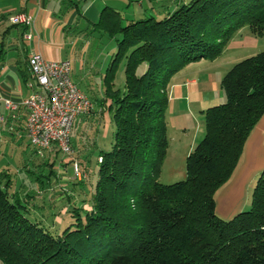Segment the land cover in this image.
<instances>
[{
    "label": "trees",
    "instance_id": "1",
    "mask_svg": "<svg viewBox=\"0 0 264 264\" xmlns=\"http://www.w3.org/2000/svg\"><path fill=\"white\" fill-rule=\"evenodd\" d=\"M157 10L161 15L133 20L104 7L92 25L115 45L96 103L112 120L113 137L108 149H95L96 179L78 178L73 164L68 176L65 165L71 189L59 200L38 204L35 188L48 192L58 180L52 167L56 147L54 157L45 160L50 153L37 154L27 141L39 160L32 165L41 168L40 173L24 169L23 157L19 181L0 167V264H264V170L249 206L232 217L216 213L214 197L264 115V51L223 75L224 100L202 112L204 135L186 156L185 178L158 181L168 146L170 76L188 63L218 57L244 24L253 34L264 33V0L164 1ZM119 60H124L122 90L115 88ZM81 152L80 170L93 175L89 152ZM55 223L60 227L53 228Z\"/></svg>",
    "mask_w": 264,
    "mask_h": 264
},
{
    "label": "crops",
    "instance_id": "2",
    "mask_svg": "<svg viewBox=\"0 0 264 264\" xmlns=\"http://www.w3.org/2000/svg\"><path fill=\"white\" fill-rule=\"evenodd\" d=\"M145 1L0 0V134H5L3 137L0 135V138L13 140L20 130L27 138L25 133L26 111L21 101L31 94L33 88V80L27 65V58L32 52H38L47 59H69L72 71H81L80 76L84 81L89 79V76L85 73V68L88 66L83 56L75 53H70L69 56L68 52L63 53L66 49L64 39L67 35L77 36L84 29L91 28L104 7L120 12L116 8L119 4L124 8L134 5L132 10L134 16L122 17L136 20L142 18L137 16L142 13L161 15L162 11L157 10V5L164 1L187 2L189 0H147L150 5L144 8ZM138 10L142 12L139 13ZM18 13L25 14L28 22L11 23L9 18ZM27 34L30 35L29 38L25 37ZM83 48L84 51L89 49L87 45ZM217 58H202L188 63L170 76L166 88L168 98L165 109L166 133L189 140L188 142L183 140L185 153H189L202 131L200 125V120L203 119L202 112L223 99L220 83L227 70L225 72L220 70ZM98 77L103 78L102 72L98 73ZM87 85L88 93H92ZM83 93L86 94V92ZM6 101L16 103L17 110L11 111ZM84 119L85 116H80L82 123ZM260 120L262 121L258 123L249 139V142L253 141L257 136V130H262L258 134L259 145L264 143V140H261V134L264 132V123H262L264 118ZM84 126L82 124V127ZM261 147L262 145L258 146L253 153L257 161L256 167L242 175L247 162L245 159L238 173L224 184L219 196L215 199V210L219 216L230 218L250 204L248 201L249 188L256 181L260 171L264 170V151H261ZM47 152L53 155L54 147Z\"/></svg>",
    "mask_w": 264,
    "mask_h": 264
},
{
    "label": "rangeland",
    "instance_id": "3",
    "mask_svg": "<svg viewBox=\"0 0 264 264\" xmlns=\"http://www.w3.org/2000/svg\"><path fill=\"white\" fill-rule=\"evenodd\" d=\"M150 5L149 1H145L144 8H148ZM100 7V5H99ZM116 8L119 9V12L121 16H134L132 11L134 9V5H131L129 8H124L123 5H118ZM141 13L142 11H139ZM137 13V14H139ZM138 18L142 17L144 18L147 16V13H142L137 15ZM97 21V19H96ZM95 23V22H94ZM66 49H64L63 53L66 52L69 53H75L76 55H82L83 58L86 61V65L88 67L85 68V73L89 76V79L82 80L81 79V71H72V79L74 82H76L79 86V88L82 90V92H86L88 94V98L93 103V109L89 115H86L84 119L85 126L83 129L79 131H76V127L78 126V123L80 122V117L76 119V123L74 126V135L73 137L77 142H75V145H72V151L68 154H65L63 152L57 151V155L55 157L50 154L49 156L44 157L45 160H49L51 158H55L56 160L53 163V168L56 169V173L58 174V180H55L52 184L54 186L50 187V189L47 191H43L39 188H35L37 191V195L35 197L36 203L38 204H44L46 200H59V195L63 193L66 189H71L69 183L65 182L67 180V177L65 176V165L67 166V172L69 173L68 176L72 175V164L76 163L79 169V172L81 175L78 176V178L86 177V179L92 178L93 180L96 179V167H95V159H96V153L95 149H97V146L99 145L103 149H108L112 142L113 137V122L108 117V113L101 109L96 105L97 99H100L103 97V79L98 77V73L102 72L104 74L105 67L109 63L112 53L115 51V45L113 39L111 40L110 36L103 33L102 31H98L96 29H84L81 34L79 35H72L69 34L64 39ZM89 48L88 51H84V46ZM70 48L72 50H70ZM264 51V33L261 35L253 34L249 26L247 24H244L240 26L231 36L230 40L226 42L223 50L221 51V54L217 58V64L220 66V70L222 72H225L228 70L234 63L257 54L258 52ZM88 83V85L86 84ZM86 85L90 87V90L92 93H88L86 89ZM115 88H118L119 90H122L124 88V60L117 61V71H116V79H115ZM223 91V90H222ZM224 95V91H223ZM224 100V96L222 101ZM104 107V106H103ZM97 109V110H95ZM264 118V115L261 116L260 119ZM258 120L255 126L252 128V130L249 133V136L247 137L242 154L240 157V160L238 164L236 165L233 173L229 177V179L225 182H229L231 178L238 173L239 169L242 168L241 165L246 159V166L245 170L242 175H245L249 170L254 169L257 165V161H255L253 153L256 151V148L260 145L261 151H264V143L258 144L260 137L258 134L260 132L257 130V136L254 138L253 141L249 142V139L251 135H253L255 129L258 126V123H260L262 120ZM264 123V122H262ZM201 127V133L197 139V141H194L195 143L192 145L190 150L194 148V146L198 143V141L203 137L204 135V124L203 119L200 120ZM199 126V124H198ZM262 127V126H261ZM260 127V128H261ZM259 128V129H260ZM2 137L5 135L4 133L0 134ZM77 136V137H76ZM262 139L264 140V132L261 134ZM16 139V140H15ZM22 139V141H21ZM183 140H186L188 142V139H183L181 136H175L173 134L167 135V141L168 146L165 153V156L161 162L160 165V172L158 176V181L162 184H170L179 180H183L186 175L185 170V162H186V156L187 153H185V147ZM94 141H97V144H92ZM30 147L27 146V138H25V135H23L20 132H18L17 137H14L13 140L6 139V138H0V167L4 169L5 171L10 172V177L13 180L19 181L23 179V169H22V158L27 157L28 163L24 169H29L33 171L34 173H40L41 166L34 167L39 161L35 158L33 154L30 152ZM91 153L89 150H91ZM77 150H81V153L89 152V156H91L92 164L94 166L93 175L89 174L87 171L88 169H85V171H81L79 168V154H77ZM189 150V151H190ZM247 151V152H246ZM54 154V153H53ZM100 159V158H99ZM31 164V165H30ZM33 164V165H32ZM84 165V163H83ZM30 171V172H31ZM262 171V170H261ZM260 171V172H261ZM56 174V175H57ZM257 179V177H256ZM28 180V178H27ZM256 182V181H255ZM254 182V184H255ZM223 183L218 190L215 193V199L220 191L223 189L224 184ZM254 184L249 188V196L248 201L250 203L251 201V194L254 187ZM15 188V184L11 190ZM26 188V185L22 184L21 187H19L20 193L23 191V189ZM66 190V191H68ZM45 192V193H44ZM47 193V194H46ZM71 193V190H70ZM59 202V201H58ZM249 206V205H248ZM247 206V207H248ZM66 204L58 210L60 213L64 212L66 209ZM245 207V208H247ZM57 210V209H56ZM38 214L40 212H37ZM54 219L59 222L60 217L56 213ZM59 223L53 224V228H56L57 226L60 227Z\"/></svg>",
    "mask_w": 264,
    "mask_h": 264
},
{
    "label": "built area",
    "instance_id": "4",
    "mask_svg": "<svg viewBox=\"0 0 264 264\" xmlns=\"http://www.w3.org/2000/svg\"><path fill=\"white\" fill-rule=\"evenodd\" d=\"M10 22L27 23L25 14L18 13L9 18ZM29 38L30 35H26ZM27 65L33 80L31 94L21 101L25 108V133L37 154L56 147L68 154L71 131L75 120L89 115L93 103L72 79V64L69 59H47L38 52H32ZM8 108L15 112L16 103L6 101ZM75 176L81 175L76 163Z\"/></svg>",
    "mask_w": 264,
    "mask_h": 264
}]
</instances>
